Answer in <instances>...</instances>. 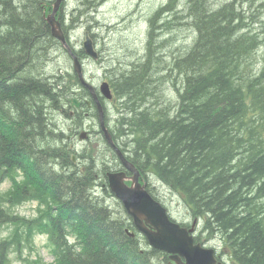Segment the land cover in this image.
Here are the masks:
<instances>
[{"label": "trees", "instance_id": "trees-1", "mask_svg": "<svg viewBox=\"0 0 264 264\" xmlns=\"http://www.w3.org/2000/svg\"><path fill=\"white\" fill-rule=\"evenodd\" d=\"M54 1L0 0V175L22 170L27 177L14 176L15 187L1 198L47 204L40 216L26 219L0 203V222L16 224L12 241H0V264L7 263L9 246L35 232L49 235L56 264H168L127 233L126 227H135L121 202L118 212L95 195L98 170L85 169L107 152L89 157L83 151V165L77 166L67 134L51 116L60 109L68 113L71 85L79 81L70 72L47 73L55 49L67 52L44 17ZM102 1L83 4L97 7ZM246 1L253 0H167L150 18L149 57L109 78L124 110L118 129L132 136L131 154L118 131L114 139L142 171L149 191L156 196L150 178L159 179L224 237L238 264H264V69L249 61L260 47L264 17L246 27L255 15L240 8ZM172 17L196 34L185 52L160 69L151 57L164 55L166 46L155 26L163 20L170 27ZM159 72L179 82L174 110L155 101ZM105 176L102 171L100 178Z\"/></svg>", "mask_w": 264, "mask_h": 264}, {"label": "rangeland", "instance_id": "rangeland-1", "mask_svg": "<svg viewBox=\"0 0 264 264\" xmlns=\"http://www.w3.org/2000/svg\"><path fill=\"white\" fill-rule=\"evenodd\" d=\"M166 1L103 0L97 7L83 4V0L65 1L63 18L66 26H68V32L73 45L80 50L83 46L86 33L90 32L94 35L95 43L100 52V59L95 60L87 56L82 58L83 63H85L86 77L95 86H99L104 79L108 80L110 76H114L126 69L130 70L134 68L135 64L146 58V54L149 57L147 42L150 31V18ZM240 8L242 10L245 9L247 12L252 11L255 13L245 24L248 28L264 17V0L242 2ZM172 19L173 22L170 27L162 26L163 20H158V25L155 26V36L159 37L160 40H164V47L166 46L164 55L151 57L152 62H158L157 65L160 69L170 64L174 55L185 52L193 44L196 34L190 25L179 24V21L182 19H174V17ZM259 27L258 37L260 38V47L254 53L251 52L249 61L251 64L254 63V66L258 65V67H261L262 70L264 69V18ZM158 42L160 43L161 41ZM72 63L71 57L62 47L56 48L46 64L47 73L54 75L57 72H61L66 77L67 72L74 71ZM258 69L260 68H257V71ZM62 70L64 71L62 72ZM158 74L154 85L155 101L161 106L165 103L166 107H171L174 110L175 105H179L180 102L178 101L179 82H177L175 76H167L166 72H159ZM104 103L107 106L106 111L109 117L107 121L110 126H113L114 129L122 127L121 120L124 110L120 98L116 97L112 100L105 98ZM52 115L54 121L60 123V127L68 128L70 121L64 115H61L59 112H54ZM82 125L81 130H87L88 133L92 131L90 134L92 135L91 139H87L86 141L87 145L85 148L87 147L88 149L84 153L86 156H93L94 153L99 151L97 148L103 143L101 134L98 133L100 129L99 119L87 116L83 118ZM122 131L118 129V139L120 138L119 141L122 146L128 150L127 153L131 154L132 136H130L127 128H125V134L121 133ZM121 135L123 136L121 137ZM78 136L73 139L71 145L80 149V153L82 154L86 143L80 140ZM75 156L79 158L75 161L77 166L81 167L83 165V158L77 153ZM101 158V160L95 163L89 161V169L91 166L94 171L96 168L102 173V163H106L108 166L112 165L108 154ZM98 180L101 183L102 179L100 177H98ZM150 181L153 192L168 206L175 218L181 221H193L191 211L180 193L169 188L156 178L151 177ZM12 188V181L0 175V203L5 211L10 215L26 219L36 217L43 208L41 202L31 199L20 202L2 201L1 196L8 194ZM98 189H100L99 193L107 198L113 209H116L118 212L122 210L116 198L108 196L106 191L101 190V186ZM18 221L22 222L21 220ZM15 230V222H0V241H12ZM221 243L220 241L217 242L219 246H223ZM49 245L47 235L35 232L30 238L22 239L20 245L15 243L11 247L9 246L6 264H56L55 255Z\"/></svg>", "mask_w": 264, "mask_h": 264}, {"label": "water", "instance_id": "water-1", "mask_svg": "<svg viewBox=\"0 0 264 264\" xmlns=\"http://www.w3.org/2000/svg\"><path fill=\"white\" fill-rule=\"evenodd\" d=\"M62 2L63 0H56L53 11L46 16V20L51 26L53 36L60 40L72 53L63 25L57 18ZM84 49L88 54L98 58L99 53L95 49L90 36H87L84 42ZM74 63L83 85L91 88L83 78L80 60L75 55ZM101 90L106 96L112 97L108 82L102 84ZM100 119L105 135L115 148L121 162L128 170L133 172V175L129 176L125 170L109 171L107 173L109 186L123 202L135 225L145 234L150 244L154 248L169 252L174 260L170 264H223L217 261L213 248L205 249L200 244H195L194 238L188 229L170 218L167 208L151 195L145 184L141 183L140 170L126 157L121 149L114 146L113 137L105 126L103 111L100 113ZM129 179L132 180L131 185L127 183ZM179 255L185 257L186 262L179 259Z\"/></svg>", "mask_w": 264, "mask_h": 264}, {"label": "flooded vegetation", "instance_id": "flooded-vegetation-1", "mask_svg": "<svg viewBox=\"0 0 264 264\" xmlns=\"http://www.w3.org/2000/svg\"><path fill=\"white\" fill-rule=\"evenodd\" d=\"M65 80L68 81V79H65ZM95 89H96V94L99 98V101L101 102V104L103 106V112L107 114V111H106L107 106H105V103L101 100V98L98 95V87H95ZM89 90H91V89L87 90L84 88L81 90H77V93H74V95L79 98V100H80L79 105L77 107H75V106L73 107L71 104L68 105L69 106V114H70V117L68 118V120L70 121L69 126H68V131H70V133H71L70 135H68V140L70 141V143L73 141V139H75L78 135H80L82 130H81V127L77 124L83 123V118H85L87 116H89L91 118H97V119H99V123H100L101 110L99 111L98 104L95 101V97L92 94V92L91 93L89 92ZM89 133L91 134L92 131H90ZM98 133L100 134V129L98 130ZM90 134H89L88 138H90ZM71 146H73V148L75 149V151L77 153L80 152V149H77L74 145H71ZM183 224L186 225L188 228L192 227V225L188 226L187 222H184ZM192 234L195 238V242L201 243L203 246H207V247L212 246L211 245L212 244L211 239L217 240L216 234L210 230H207V231L204 230L203 225L200 223H197L195 225L194 230L192 231ZM228 255H229L228 250H223L222 252H219V250H217V256H218L219 260L221 259L226 264H231V262L229 261ZM168 256H169V254H168ZM182 260H185V258L182 257Z\"/></svg>", "mask_w": 264, "mask_h": 264}, {"label": "bare ground", "instance_id": "bare-ground-1", "mask_svg": "<svg viewBox=\"0 0 264 264\" xmlns=\"http://www.w3.org/2000/svg\"><path fill=\"white\" fill-rule=\"evenodd\" d=\"M45 17V16H44ZM64 25L66 26V22L64 23ZM67 27V29H68V26H66ZM67 41H68V44H69V46L71 47V49H72V53L69 51V49L61 42V44H62V46L67 50V52L66 53H68L69 54V56L71 57V59H72V61H73V72H74V74L75 75H77L78 76V79L80 78V76H79V73H78V71L76 70V68H75V63H74V55L75 56H77L78 58H79V60H80V63H81V66H82V73H83V78L85 79V81L90 85V87L91 88H89V87H85L84 85H83V83H82V80H81V78L79 79V81L78 82H76V83H73L71 86L73 87V89L71 90V97H70V99L67 101V104L65 105V108L67 109V111H68V113H65V112H62L63 110L62 109H60L59 111H57V112H59L61 115H64L67 119L70 117V114H69V106L68 105H72L73 107L75 106V107H77L78 105H79V102H80V100H79V98L78 97H76L75 95H74V93H77V90H81V89H91V90H89V92L91 93L92 92V94L94 95V97H95V101L97 102V104H98V108H99V111L101 110V111H103V106H102V104H101V102L99 101V98H98V96H97V94H96V89H95V87H98L99 88V86H95L87 77H86V72H85V68H84V64L85 63H83V60H82V58H84V57H89V55H88V53H86V52H83V56H81V55H78L77 53H76V51L75 50H78L74 45H73V43H72V41H71V39H70V35H69V32H68V36H67ZM81 49H82V47H81ZM86 53V54H85ZM101 56V55H100ZM64 70H62V72H63ZM67 72V71H66ZM65 72V73H66ZM72 71H70V74L71 73H73ZM67 74V73H66ZM64 75V74H63ZM68 75V74H67ZM67 77V76H66ZM68 79V83H69V85L71 84L70 83V81H69V78H67ZM101 84V83H100ZM84 87V88H83ZM79 92V91H78ZM122 109V108H121ZM66 114V115H65ZM58 123V126H59V122H57ZM83 123H78L77 125H79L80 127H83V125H82ZM60 127V126H59ZM61 129L63 130V132H65L66 134H67V141H68V145H70V148H72L74 151H75V149L73 148V146H71V143H70V141L68 140V135H70L71 133H70V131H68V128H62L61 127ZM86 132H88L87 130H82L81 131V133H80V135H79V139L80 140H82V135L84 134V133H86ZM73 133V132H72ZM112 137H113V140H114V146L116 147V148H118V149H121V147L117 144V142L115 141V139H114V136L112 135ZM121 151L127 156V154L121 149ZM76 151H75V153H73V156H72V160H73V158H74V156L76 155ZM80 157H82L81 156V153L79 152V153H77ZM79 159V158H78ZM110 161L112 162V163H114L115 162V160H113V159H111L110 158ZM73 162L74 163H76L74 160H73ZM96 162H98V160H96ZM77 164V163H76ZM97 164V163H96ZM137 167V166H136ZM87 169H89L88 167L85 169V170H87ZM61 170H63L62 168H61ZM102 170L104 171V173L106 174L107 173V171H108V168H102ZM101 170V171H102ZM98 177H100V172L98 171V174H97V178ZM96 178V177H95ZM96 180V184H97V186H96V190L94 189V193H95V191H97V193L95 194V195H97L98 197H100V198H103V196L98 192V191H100V189H98V187L99 186H101V190H103L104 192H105V190H104V184H103V180L101 181V183H99V180H97V179H95ZM42 207L44 208V207H47L46 205H44L43 203H42ZM53 207L54 208H56V205H53ZM122 208H123V211L127 214V216H129L128 215V211L126 210V207H125V205L123 204V202H122ZM134 225V224H133ZM134 227H135V230H132V229H130L129 227H126V231H127V233H129V235L130 236H132V237H134V234H135V231H138V232H141L138 228H137V226L136 225H134ZM142 241H148L147 240V238H143V240ZM149 242V241H148ZM211 242H212V246L213 247H216L217 246V241L215 240V239H211Z\"/></svg>", "mask_w": 264, "mask_h": 264}]
</instances>
